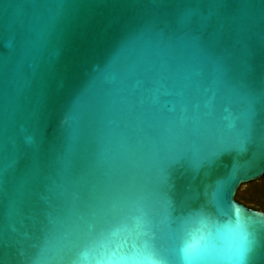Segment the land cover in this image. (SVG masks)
<instances>
[{
  "label": "water",
  "instance_id": "obj_1",
  "mask_svg": "<svg viewBox=\"0 0 264 264\" xmlns=\"http://www.w3.org/2000/svg\"><path fill=\"white\" fill-rule=\"evenodd\" d=\"M264 0H0V264H264Z\"/></svg>",
  "mask_w": 264,
  "mask_h": 264
},
{
  "label": "trees",
  "instance_id": "obj_2",
  "mask_svg": "<svg viewBox=\"0 0 264 264\" xmlns=\"http://www.w3.org/2000/svg\"><path fill=\"white\" fill-rule=\"evenodd\" d=\"M235 198L248 207L264 211V175L259 179L241 184Z\"/></svg>",
  "mask_w": 264,
  "mask_h": 264
}]
</instances>
